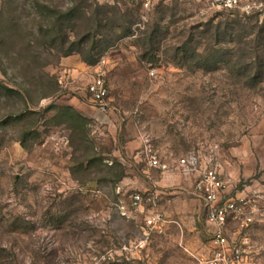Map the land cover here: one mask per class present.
Instances as JSON below:
<instances>
[{
  "label": "rangeland",
  "instance_id": "obj_1",
  "mask_svg": "<svg viewBox=\"0 0 264 264\" xmlns=\"http://www.w3.org/2000/svg\"><path fill=\"white\" fill-rule=\"evenodd\" d=\"M104 12L130 32L101 58V113L88 82L66 83L51 39L60 14L76 22L62 26L72 39ZM263 23L209 0H0V83L14 89L0 88V264H199L212 227L178 160L215 161L229 195L264 172ZM146 139L168 170L146 165ZM135 192L154 205H133ZM153 210L177 223L146 227ZM228 233L245 241L246 264H264V221Z\"/></svg>",
  "mask_w": 264,
  "mask_h": 264
},
{
  "label": "built area",
  "instance_id": "obj_2",
  "mask_svg": "<svg viewBox=\"0 0 264 264\" xmlns=\"http://www.w3.org/2000/svg\"><path fill=\"white\" fill-rule=\"evenodd\" d=\"M143 9H149L159 0H139ZM241 0H209L210 6L223 9H232L242 6L245 13L258 11L264 16V2ZM87 91L92 105L101 113L110 108L108 101V85L104 68V59L95 66ZM144 160L148 167L162 171L169 169L164 161L160 160L154 145L149 139L144 141ZM181 170L190 174L198 172L193 186L194 193L201 198L206 209L207 221L212 226L209 239V249L206 255L199 258V264H246L243 244L237 235L228 233V223L233 222L237 227H249L255 220L254 215L259 210V204L264 203V194L253 192L251 194L229 195L228 181L213 165L201 167L199 156L190 152L178 160ZM156 194L148 195L135 192L131 195L133 205L148 203L154 205ZM167 220L158 211H151L145 218L148 228L160 229Z\"/></svg>",
  "mask_w": 264,
  "mask_h": 264
},
{
  "label": "trees",
  "instance_id": "obj_3",
  "mask_svg": "<svg viewBox=\"0 0 264 264\" xmlns=\"http://www.w3.org/2000/svg\"><path fill=\"white\" fill-rule=\"evenodd\" d=\"M70 16L71 13H65L63 15L60 14V16L57 17L59 19L57 22V34L61 33V35H58L57 38L53 37L51 41L53 42L56 50L60 52L62 56L77 54L79 56L78 58L89 66L95 65L102 58V56H104L106 50L112 45L113 41L116 40L115 38H119L122 35L130 32L129 27L125 28L121 24L115 22V20H110L108 15H105L104 12L101 16H97L93 23L87 25V29L83 32L78 33L75 30L74 33L73 31V38L69 39V37L67 38L66 36L62 35V26H68L74 30L76 22L74 21V19H71ZM154 30L155 28L152 29V32H154ZM257 35L260 37L261 42L263 43L264 23L262 24V26H258ZM237 53L238 54L234 55L233 57L236 66L237 64H239L238 62L242 61L241 58L243 54L239 50H237ZM202 59H204V56L202 57ZM261 63H263V61H261L260 63L258 61L257 65L259 66V64ZM246 67L247 66H245V68ZM255 72L257 71L255 70ZM0 88L6 89L5 85H2L1 83ZM6 90L11 92L14 89H10L8 87V89ZM65 109L68 110L71 115L80 117V114L73 107L67 106Z\"/></svg>",
  "mask_w": 264,
  "mask_h": 264
},
{
  "label": "crops",
  "instance_id": "obj_4",
  "mask_svg": "<svg viewBox=\"0 0 264 264\" xmlns=\"http://www.w3.org/2000/svg\"><path fill=\"white\" fill-rule=\"evenodd\" d=\"M62 63L65 66L64 70L67 72V80H66L67 82L66 83L70 86V88L77 90L78 93L81 92V90L84 87V84H86L85 82L89 83V79L91 77L90 71L93 68V66H89V65L85 64L76 55H69V56L63 58ZM88 83H87V85H88ZM73 97H74V99L71 100V104H73L75 106H80L82 103L79 101V99L76 98L75 96H73ZM210 163L212 164V162H210ZM213 163H214L213 165L218 169V171L222 175L223 172L220 168V165L215 163V161H213ZM201 167H203V166H201ZM263 169H264V165H261L259 167L258 171L260 172ZM197 173L198 172L196 171V172L190 173L189 175L186 173L184 175L193 177L196 180ZM253 192H261L264 194V172H262V175H260L258 178L253 180L244 189H242V191L237 192V194H235V195H242V193L251 194ZM254 218H255V220L251 224V226L255 222L261 223L264 221V203L259 204V210L255 213ZM167 222L168 223H171V222L177 223V221L170 220V219H168ZM206 222L210 227H212L207 221V214H206ZM233 226H235V224L233 222H229L227 227H233ZM192 227H195V225H193Z\"/></svg>",
  "mask_w": 264,
  "mask_h": 264
}]
</instances>
